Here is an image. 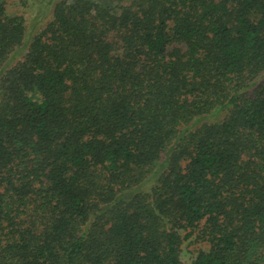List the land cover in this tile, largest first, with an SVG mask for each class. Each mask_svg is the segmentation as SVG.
Instances as JSON below:
<instances>
[{
  "label": "trees",
  "instance_id": "1",
  "mask_svg": "<svg viewBox=\"0 0 264 264\" xmlns=\"http://www.w3.org/2000/svg\"><path fill=\"white\" fill-rule=\"evenodd\" d=\"M6 3L0 264H264V0Z\"/></svg>",
  "mask_w": 264,
  "mask_h": 264
},
{
  "label": "rangeland",
  "instance_id": "2",
  "mask_svg": "<svg viewBox=\"0 0 264 264\" xmlns=\"http://www.w3.org/2000/svg\"><path fill=\"white\" fill-rule=\"evenodd\" d=\"M6 10L9 14L21 15L25 25V41L28 36L38 32L46 22L51 18L50 3L48 0H6ZM53 1V0H52ZM103 1V0H98ZM116 5H127L132 0H110ZM192 242V241H191ZM205 246L201 243L186 241L182 244V259L186 264L190 262L192 254L197 251L204 250Z\"/></svg>",
  "mask_w": 264,
  "mask_h": 264
}]
</instances>
